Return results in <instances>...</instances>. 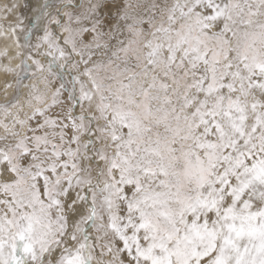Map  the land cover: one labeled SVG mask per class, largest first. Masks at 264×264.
Here are the masks:
<instances>
[{"label":"snow or ice","instance_id":"snow-or-ice-1","mask_svg":"<svg viewBox=\"0 0 264 264\" xmlns=\"http://www.w3.org/2000/svg\"><path fill=\"white\" fill-rule=\"evenodd\" d=\"M0 264H264V0H0Z\"/></svg>","mask_w":264,"mask_h":264}]
</instances>
